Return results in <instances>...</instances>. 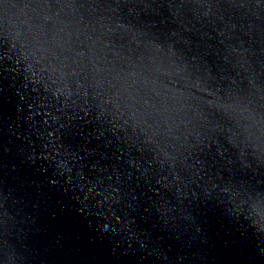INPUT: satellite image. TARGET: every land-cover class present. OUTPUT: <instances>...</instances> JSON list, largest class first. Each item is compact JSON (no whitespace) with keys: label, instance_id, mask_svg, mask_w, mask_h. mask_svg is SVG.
<instances>
[{"label":"clouds","instance_id":"9594fccd","mask_svg":"<svg viewBox=\"0 0 264 264\" xmlns=\"http://www.w3.org/2000/svg\"><path fill=\"white\" fill-rule=\"evenodd\" d=\"M162 7L176 28L162 32L155 21L140 20L141 13L160 15ZM196 24L210 25L215 48L191 44L185 33ZM261 25L264 0H167L155 6L148 0H0V72L13 73V81L20 76L21 99L58 125L50 159L62 172L71 174L76 158L67 148L58 151L63 120L95 111L96 120L110 123L117 147L127 145L130 166L149 178V169L131 155L135 148L151 154L149 168L166 173L156 183L174 189L178 200L219 194L248 222L264 256V192L213 172L198 158L215 146L222 167L235 165L253 176L264 169V63L258 58L264 49L251 47ZM238 33L249 38L247 46ZM204 37L213 39L208 32ZM245 81L246 92L240 88ZM45 139L51 142L53 132ZM76 174L83 179L79 169ZM0 256V264L19 259L7 244Z\"/></svg>","mask_w":264,"mask_h":264},{"label":"water","instance_id":"95a60500","mask_svg":"<svg viewBox=\"0 0 264 264\" xmlns=\"http://www.w3.org/2000/svg\"><path fill=\"white\" fill-rule=\"evenodd\" d=\"M148 2L155 6L167 0ZM121 11L126 14L127 10ZM160 12L158 16L141 13L140 20L155 21L162 32L177 27L166 9ZM204 32L213 39H201ZM185 35L193 46H217L210 25L196 24ZM237 35L247 46L249 38ZM253 41V50L264 49V25L259 34H253ZM206 58L210 63L216 59L211 50ZM258 58L264 63V54ZM13 75L0 72V247L7 244L19 257L17 264H264L248 222L230 210L231 205L219 194L178 200L174 189L156 183L166 173L149 168L151 154L133 148V158L149 169L146 179L142 170L127 163V145L121 141L117 147L110 123L96 120L95 111L63 120L65 126L59 128L63 147L58 151L67 148L76 158L71 161L72 173L62 172L50 159L55 156L52 147L57 143L58 125L36 104L28 107L32 101L21 99L25 94L21 77L16 75L13 81ZM240 88L246 92L247 82ZM33 122L35 127H29ZM48 132H53L51 142L45 139ZM117 135L123 137L119 130ZM224 146L228 148L225 155H231V148ZM198 158L213 172L231 175L264 192V169L253 176L235 165L231 170L222 167L215 146ZM184 215L189 219H183Z\"/></svg>","mask_w":264,"mask_h":264}]
</instances>
